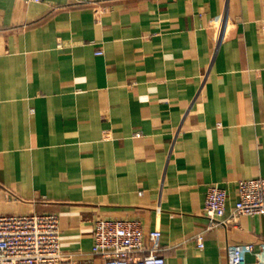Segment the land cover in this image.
<instances>
[{"label": "crops", "instance_id": "obj_1", "mask_svg": "<svg viewBox=\"0 0 264 264\" xmlns=\"http://www.w3.org/2000/svg\"><path fill=\"white\" fill-rule=\"evenodd\" d=\"M258 176L264 0H0L1 214H57L81 264H104L100 217L140 220L166 264L255 262L264 216L208 230L204 206L218 184L230 216Z\"/></svg>", "mask_w": 264, "mask_h": 264}, {"label": "built area", "instance_id": "obj_2", "mask_svg": "<svg viewBox=\"0 0 264 264\" xmlns=\"http://www.w3.org/2000/svg\"><path fill=\"white\" fill-rule=\"evenodd\" d=\"M40 2L42 0H33ZM102 55L103 50L96 51ZM141 134L138 133L137 136ZM238 200L230 216L226 203L228 192L218 184L208 186L204 216L206 229L239 224V216H264V176L237 182ZM153 242L161 233L150 232ZM144 228L140 220L128 218H97L93 229V255L104 264H166L165 258L144 245ZM198 246L204 247L203 234L197 236ZM253 244L229 248V264H264V243L255 262L246 260ZM0 264H81L61 251L59 216L54 213L1 214Z\"/></svg>", "mask_w": 264, "mask_h": 264}]
</instances>
